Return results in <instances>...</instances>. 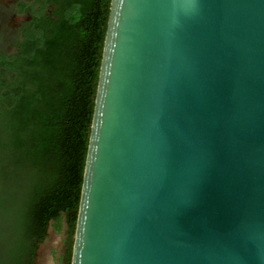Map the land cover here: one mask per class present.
I'll return each instance as SVG.
<instances>
[{
  "label": "water",
  "instance_id": "1",
  "mask_svg": "<svg viewBox=\"0 0 264 264\" xmlns=\"http://www.w3.org/2000/svg\"><path fill=\"white\" fill-rule=\"evenodd\" d=\"M71 264H264V0H111Z\"/></svg>",
  "mask_w": 264,
  "mask_h": 264
},
{
  "label": "trees",
  "instance_id": "2",
  "mask_svg": "<svg viewBox=\"0 0 264 264\" xmlns=\"http://www.w3.org/2000/svg\"><path fill=\"white\" fill-rule=\"evenodd\" d=\"M110 6L20 4L31 19L14 52H0V180L10 224L0 264H34L51 227L64 234L60 260L71 264Z\"/></svg>",
  "mask_w": 264,
  "mask_h": 264
},
{
  "label": "rangeland",
  "instance_id": "3",
  "mask_svg": "<svg viewBox=\"0 0 264 264\" xmlns=\"http://www.w3.org/2000/svg\"><path fill=\"white\" fill-rule=\"evenodd\" d=\"M11 0H0V7H6L10 4ZM10 15V14H9ZM26 18V17H25ZM24 20V17L19 16L13 21L10 17L7 23L1 22V30L0 33L3 31L5 33L12 34L14 31V28L16 26V23H19ZM7 47V48H6ZM0 46V50L6 49L7 52H14L15 48H10V45ZM2 181L0 180V248L2 244L5 242V235L3 233L7 230L8 226L10 225L8 223V220L5 217V196H2V190L3 185ZM15 198L17 196H14ZM63 240H64V234L63 233H57L54 231V229L51 227L49 229L48 238L44 243H42L38 249L37 257L34 264H63L60 260L61 255L63 253Z\"/></svg>",
  "mask_w": 264,
  "mask_h": 264
},
{
  "label": "flooded vegetation",
  "instance_id": "4",
  "mask_svg": "<svg viewBox=\"0 0 264 264\" xmlns=\"http://www.w3.org/2000/svg\"><path fill=\"white\" fill-rule=\"evenodd\" d=\"M21 3H32V4H34V0H11L10 4L6 7H4V9H3V7H0V26H1V22L7 23L6 21H8L9 17L13 21H15V19L19 16L24 17L23 21L16 23V26L13 30L14 32L12 34L5 33L3 31L0 33V46L4 45L6 47V45L8 46V44H9L10 48L12 47L14 49L15 48V41H16L19 29L22 27V25L25 22H27L31 19L30 14L28 12L23 13L20 11V4ZM0 30H1V27H0ZM0 52H7V50L6 49L0 50ZM8 53H12V52L10 51Z\"/></svg>",
  "mask_w": 264,
  "mask_h": 264
}]
</instances>
